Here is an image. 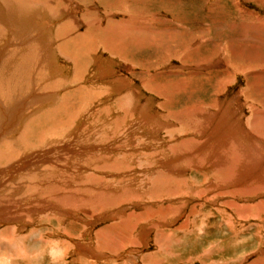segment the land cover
Returning a JSON list of instances; mask_svg holds the SVG:
<instances>
[{
  "label": "rangeland",
  "instance_id": "obj_1",
  "mask_svg": "<svg viewBox=\"0 0 264 264\" xmlns=\"http://www.w3.org/2000/svg\"><path fill=\"white\" fill-rule=\"evenodd\" d=\"M18 3L0 0V70L14 71L13 87L0 89V236L22 226L25 251L39 253L49 237L69 252L70 240L52 232L65 226L83 242L82 227L54 215L60 191L104 194L118 218L132 214L116 234L149 229L135 264H264V208L249 212L262 221L239 215V205L264 201V180L253 176L250 193L234 185L235 151L223 152L231 134L213 130L222 115L238 138L263 132L252 115L264 113V0ZM13 18L36 29L16 31ZM23 52L30 70L16 74ZM110 222L96 220L91 236ZM45 255L34 264H49Z\"/></svg>",
  "mask_w": 264,
  "mask_h": 264
},
{
  "label": "bare ground",
  "instance_id": "obj_2",
  "mask_svg": "<svg viewBox=\"0 0 264 264\" xmlns=\"http://www.w3.org/2000/svg\"><path fill=\"white\" fill-rule=\"evenodd\" d=\"M16 1L19 2L18 4H15L17 8H20V6L22 7L23 5H26V3L19 5L21 3V0H16ZM3 2H9V1H3ZM49 7H50V5L47 4L46 9ZM22 11H23V9H22ZM3 12H6V11L0 10V15ZM19 15L21 17V13ZM0 18H4V17H0ZM19 19L20 18H13L14 22L7 19L8 23H9L8 25H10L9 27L10 28L11 27L16 28V25H17L19 27V30H16V31H21L23 29L24 30L25 29L30 30L31 27H33V26L36 29V24H35L36 22L33 23L34 20L31 21V20H28L27 18L20 19V20ZM6 22L7 21L5 19L0 20V30L1 29L3 30V27L5 28L7 26L6 24L3 25ZM24 24H26V25H24ZM34 28H32V29H34ZM27 30H26V32H27ZM85 34H86V36L88 35L86 32H85ZM113 40H114V38H113ZM13 50L14 51L12 52V54L10 56L11 59H13L12 57H14L15 51H16L15 49H13ZM17 55H18V53H17ZM14 59H21L20 63L14 64L15 67H17V68H15L16 74L20 73L22 70L26 71V72L28 69L30 70V68L27 69V67H25L26 65H29L31 63V60H29L30 56H27V53L23 52V53H21L20 56H16ZM251 59H252V57H251ZM34 63H36V62H34ZM2 64H3V62H2ZM8 72H9V70H8ZM13 73H14V71L12 70V73H10L12 76L9 77V75H7V73L5 74L2 70H0V89H1V92H3L2 90L3 89L5 90L6 87L7 88L13 87V86H11L12 85L11 80L13 79L12 78ZM14 76H15V74H14ZM13 82H14V79H13ZM14 86H15V83H14ZM259 87H260V85H259ZM254 90H256V88ZM222 112H224V109H222ZM218 117H220V116H218ZM223 117H226V116L221 115V119L219 120L221 122H218L219 124H216V127H214V129H213L214 133H218L219 135L231 134L233 136V137H231V135L225 136L226 143L224 144V151L223 152H227V151H231V150L235 151L234 154L236 156V162L237 163L235 166L232 163L230 167L238 168V170H240V171L239 172L237 171L234 173L233 183H235L234 185H237L238 187H240L241 190H243L245 193H250L252 190H255L256 188H252V187L246 188L245 186H251L249 184L254 183V179H256V177L257 178L261 177L264 180V124H263L264 113L260 114V112H256V113H254V115H252L253 124L257 127L262 128L263 132L260 133V131H257V133H253V135H246L247 133H245V134L243 133L242 135L241 134L238 135L241 137L243 136L242 138L240 137L241 139L237 137V133L239 132L238 127H236V125L230 126V125H227L225 123H222V121H223L222 119H224ZM252 117H250V119H252ZM234 124H236V123H234ZM226 125H227V128H225ZM223 129L224 130L227 129V131L225 132ZM256 129H258V128H256ZM209 136H210V134H209ZM244 137H246V138H244ZM217 138L218 137L216 136V140L218 141ZM239 139H240V141H238ZM209 140L211 141V138ZM210 141H209V143H210ZM241 142H243L246 145V147L239 152L238 150L240 149L239 145ZM222 155L217 156L216 164L219 165L218 161H219V159L221 160ZM202 156H203V154H202ZM210 157H211V155H210ZM224 157H226V156H224ZM227 157H228V155H227ZM188 158H189V156H188ZM174 159H176V157ZM261 167H263V169H261ZM260 170H262L263 173H261L262 174L261 176H258ZM253 176H255L254 179L252 178ZM248 179L250 181H248V183L246 184V180H248ZM154 184L157 185V181H155ZM230 185H232V184H230ZM248 189H250V190H248ZM238 190H239V188H238ZM88 194H90V193H88ZM60 197L61 198H59V199H60L61 203L57 206L59 209L56 210L57 212H55L54 215L56 214V216H61V217H59V219H63V217H65V218L68 217V218L72 219L67 224L72 225L74 223V226H75V224L76 225L80 224L82 227L81 228L82 230H80L79 237L82 239L83 242L79 241L77 238L71 237L73 235L70 232H68L66 230V227L64 226L62 228H59L58 230L53 231L52 236H55L57 238L59 234H62V236L67 237L70 240L69 252L66 251L67 249H65V247L63 248L60 245L61 241H60V243L56 244V243H53V242H56V241H53L54 239L52 240L51 238L48 237L49 240L47 238V240H45V244L42 245V247L40 246L41 248L39 249V253L37 252L36 254L33 255L34 251H32V253H30L28 250L25 251V249H26V247L24 248L25 245L20 246L22 243L21 241L23 240V237L20 236V234H19L20 233L19 231L22 228V226H20L19 228H17L18 230L17 229L15 230L16 231L15 233L13 232L14 235L12 234V232H9L10 233L9 236H3V235L0 236V264H13L11 262V259L14 256L20 257L23 261H25V262L27 261V263H29V264H34V262L38 263L36 260L37 257H40L43 254H46L49 256V258H50L49 264H51L52 262H53V264H135L136 256H138V254H135V253L141 252L138 247L143 248V246L147 245V239H148L147 231H149L148 228H146V227L142 228V231L140 230L141 232L138 233L139 237L136 236L137 238L134 237L135 235L132 237L133 231H130V230H129L130 231L129 234L128 235L126 234V236L118 235V233L116 234V232L113 228H115L117 226H119V228H120V226L122 227L125 224L129 225V223H131V221H132V214H125L124 215V213H123V214H121L122 217L118 218L119 215L115 211L116 206H111L113 204V201H111L112 199L110 198V196L107 197L104 194H99V195H96L94 198H92V197H87L85 195V198H84L82 195H79V196H75V198L72 199V197L62 196L61 191H60ZM75 199H76L77 205L74 203ZM80 201H84V202H80ZM71 202H73L75 205L73 204L69 210H63V208H60L62 205L63 206L71 205ZM92 203L94 205H97V207H100V209L98 208L96 215H94V213H96L95 212L96 209L93 208ZM239 206H240L239 207L240 218L245 219L246 217L252 216L253 218H260V220L262 221L261 217L260 216L258 217L259 214L256 215V214H250V213H251V210H253V209L261 208L260 210H263L262 208H264V201H262V202L259 201V203H256V204L254 202L252 204L250 203L247 205H239ZM89 208H90V210H88ZM53 210H55V209H53ZM122 210H124V208ZM80 213H82V214L84 213L85 217L81 216ZM86 216H92V217H86ZM140 217H141V215L139 214V216H137L135 218L136 221H138V222L143 221V220H141L142 217L141 218ZM207 217L208 216L205 217L203 215V217L199 220V224H198L199 227H197L199 232L203 231V229H201V227L205 226V224H206L205 222H206ZM107 219L108 220L110 219L112 221V223L110 222L111 225L109 223V225H106L104 227L105 231L102 232L101 229H99V230L95 231L94 236H91L92 234H91L90 230H91L92 226L94 225V222L96 220L97 221L98 220L104 221ZM87 227H89V229ZM133 227H135V225L130 226L131 229H133ZM42 230H43V228H42ZM109 231H110V234L114 235L115 237L112 235L106 236V232L109 233ZM112 231L115 233H111ZM17 232H18V234H17ZM30 233H32V231ZM33 233H34V231H33ZM33 233L30 236L34 235ZM3 234L6 235L5 233H3ZM7 234H8V232H7ZM37 234H39V233L37 232ZM19 242H21V243L19 244ZM63 245L66 246L65 244H63ZM67 247H68V245H67ZM127 247H129V248L126 249ZM67 253L72 258L70 262H65V260L67 258V256H66ZM259 258H261V256ZM143 260L147 261L149 264H160L157 261H151L148 256H145L143 258ZM258 261H259V259H258ZM252 262H253V260H252Z\"/></svg>",
  "mask_w": 264,
  "mask_h": 264
},
{
  "label": "water",
  "instance_id": "obj_3",
  "mask_svg": "<svg viewBox=\"0 0 264 264\" xmlns=\"http://www.w3.org/2000/svg\"><path fill=\"white\" fill-rule=\"evenodd\" d=\"M176 264H184V263H176Z\"/></svg>",
  "mask_w": 264,
  "mask_h": 264
}]
</instances>
